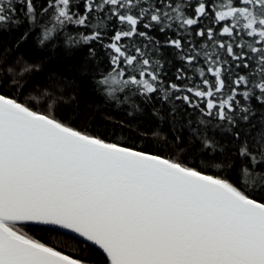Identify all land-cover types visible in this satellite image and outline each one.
Returning a JSON list of instances; mask_svg holds the SVG:
<instances>
[{"label": "snow or ice", "instance_id": "snow-or-ice-1", "mask_svg": "<svg viewBox=\"0 0 264 264\" xmlns=\"http://www.w3.org/2000/svg\"><path fill=\"white\" fill-rule=\"evenodd\" d=\"M25 23L196 163L74 127L62 93L0 94V264H264V0H0V33Z\"/></svg>", "mask_w": 264, "mask_h": 264}, {"label": "trees", "instance_id": "trees-1", "mask_svg": "<svg viewBox=\"0 0 264 264\" xmlns=\"http://www.w3.org/2000/svg\"><path fill=\"white\" fill-rule=\"evenodd\" d=\"M27 27L25 23L10 32L0 33V94L23 100L30 95H39L45 89L57 95L62 93L66 103L61 106L58 115L61 118H70L74 121V127L83 129L86 126L91 134H103L110 140L134 144L141 149L169 158L186 160L190 165L196 163L194 153L181 151L188 143L187 130L182 133L183 143L178 145L169 124L164 122L161 125L149 111L131 118L120 111L114 101H107L111 107L106 106L102 95L93 90L91 75L94 70L89 67L88 74H84L86 50L72 52L66 51L63 47H57L55 50L47 46L41 48L37 45L35 32L31 33L27 40L21 41ZM18 42L19 47H16ZM9 68L12 69L10 73L7 71ZM173 73L174 67L169 72L172 79ZM13 80L16 81L15 84ZM73 82L74 86L69 87ZM21 85L23 87H20ZM256 107L260 108L259 105ZM163 114L167 115V107ZM77 115L82 118L76 120ZM121 124L124 136L116 135L121 131ZM26 231L42 242L49 239L50 234L45 231L38 229ZM85 255L91 256L92 264H96L97 261L103 264L99 253L90 250Z\"/></svg>", "mask_w": 264, "mask_h": 264}]
</instances>
